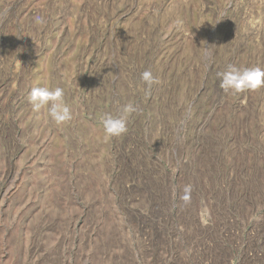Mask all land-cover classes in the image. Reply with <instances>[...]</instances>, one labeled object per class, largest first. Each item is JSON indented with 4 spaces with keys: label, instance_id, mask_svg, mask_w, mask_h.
<instances>
[{
    "label": "rangeland",
    "instance_id": "374dc122",
    "mask_svg": "<svg viewBox=\"0 0 264 264\" xmlns=\"http://www.w3.org/2000/svg\"><path fill=\"white\" fill-rule=\"evenodd\" d=\"M230 64L264 69V0H0V264H264V88Z\"/></svg>",
    "mask_w": 264,
    "mask_h": 264
},
{
    "label": "clouds",
    "instance_id": "9594fccd",
    "mask_svg": "<svg viewBox=\"0 0 264 264\" xmlns=\"http://www.w3.org/2000/svg\"><path fill=\"white\" fill-rule=\"evenodd\" d=\"M37 24H44V18L37 16L35 18ZM211 49L205 47L202 56L205 59L211 57ZM219 80V86L224 92H232L233 94L243 92L245 90L256 91L264 88V69L260 67H247L243 65H228L226 70L216 73ZM141 79L151 88L155 83L150 70H146L141 74ZM63 89L60 87H41L33 86L28 94V101L34 111H38L42 107L48 106V114L52 121L57 124L69 121L71 117L70 107L63 99ZM135 111L131 103L121 107L118 115L106 114L102 118L104 129L103 141L107 142L112 137H119L127 132V119L129 114ZM185 195L182 200L189 203L191 193V185L184 188Z\"/></svg>",
    "mask_w": 264,
    "mask_h": 264
},
{
    "label": "bare ground",
    "instance_id": "6f19581e",
    "mask_svg": "<svg viewBox=\"0 0 264 264\" xmlns=\"http://www.w3.org/2000/svg\"><path fill=\"white\" fill-rule=\"evenodd\" d=\"M135 165V164H134ZM140 168V167H139ZM134 169V168H133ZM136 169H138V168H136ZM135 169V170H136ZM131 172V171H130ZM137 172V171H136ZM139 172V171H138ZM133 173V172H132ZM136 178V177H135ZM188 204V203H187ZM190 204V203H189ZM185 205V204H184ZM191 206V205H190ZM187 208V207H186ZM156 212V211H155ZM189 212V211H188ZM190 213V212H189ZM156 215V214H155ZM189 215V214H188ZM143 216V215H142ZM156 217V216H155ZM184 218V217H183ZM142 219V218H141ZM202 222V221H201ZM144 223V222H143ZM206 225V224H205ZM144 226H146V225H144ZM150 226V225H149ZM200 226V225H199ZM149 228V227H148ZM148 230V229H147ZM204 231V230H203ZM206 231H208V230H206ZM149 232V231H148ZM188 232V231H187ZM189 233V232H188ZM153 234V233H152ZM158 235V234H157ZM188 235V234H187ZM151 236V235H150ZM207 236H208V234H207ZM206 237V236H205ZM210 237V236H209ZM213 237V236H212ZM191 238V237H190ZM157 240V239H156ZM201 240H204V239H201ZM153 241V240H152ZM158 241V240H157ZM150 242V241H149ZM201 243V242H200ZM154 244V243H153ZM198 246H200V245H198ZM207 246H208V244H207ZM206 246V247H207ZM206 249H208V248H206ZM199 251V250H198ZM202 251V250H201ZM213 251V250H212ZM216 254V253H215ZM263 254V253H262ZM208 255V254H207ZM258 255V254H257ZM204 256V255H203ZM215 256V255H214ZM252 256V255H251ZM197 257V256H196ZM217 257V256H216ZM259 257V256H258ZM199 259V258H198ZM249 259V258H248ZM212 260H213V258H212ZM255 260H257V259H255ZM261 260V259H260ZM263 260V259H262ZM206 261V260H205ZM214 262V261H213ZM212 262V263H213ZM216 262V261H215ZM223 263V262H222ZM259 263V262H258ZM261 263V262H260ZM215 264V263H214ZM224 264V263H223ZM226 264V263H225Z\"/></svg>",
    "mask_w": 264,
    "mask_h": 264
}]
</instances>
